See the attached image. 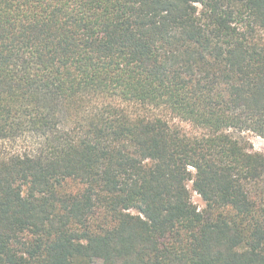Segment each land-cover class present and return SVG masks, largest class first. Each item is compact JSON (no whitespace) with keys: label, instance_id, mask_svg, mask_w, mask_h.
Here are the masks:
<instances>
[{"label":"trees","instance_id":"trees-1","mask_svg":"<svg viewBox=\"0 0 264 264\" xmlns=\"http://www.w3.org/2000/svg\"><path fill=\"white\" fill-rule=\"evenodd\" d=\"M249 132L264 0H0V264H264Z\"/></svg>","mask_w":264,"mask_h":264},{"label":"rangeland","instance_id":"rangeland-1","mask_svg":"<svg viewBox=\"0 0 264 264\" xmlns=\"http://www.w3.org/2000/svg\"><path fill=\"white\" fill-rule=\"evenodd\" d=\"M248 137L252 141L253 144V150L259 151L264 153V137L253 134V133H247ZM6 145L2 144L0 142V153L6 150ZM191 187V184H190ZM192 197L193 201L199 206V208H203L205 206V203L203 199L201 198L200 194L192 190Z\"/></svg>","mask_w":264,"mask_h":264}]
</instances>
